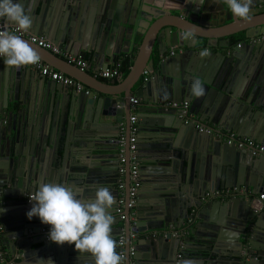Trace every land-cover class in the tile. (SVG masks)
Instances as JSON below:
<instances>
[{"label": "water", "instance_id": "water-1", "mask_svg": "<svg viewBox=\"0 0 264 264\" xmlns=\"http://www.w3.org/2000/svg\"><path fill=\"white\" fill-rule=\"evenodd\" d=\"M16 2L30 12L27 33L45 36L102 70L121 55L134 58L114 86L117 91L107 92L99 88L106 84L88 72L24 39L40 58L91 88L89 94L34 77L27 66L0 64V222L2 234L16 238L14 247L28 256V234L45 226L38 217L27 218L33 202L25 195L52 182L81 189L85 198L94 197L97 187L109 188L116 199L113 239L123 227L127 249L142 240L148 252L139 255L133 247L127 257L136 264H175L178 254L193 264H264V211L256 201L264 193V156L213 141L193 124H183L180 111L163 106L188 102L199 122L264 145V41H249L264 33V0H253L246 22L224 0ZM166 13L174 19L168 20ZM0 24L10 23L0 18ZM188 33L191 37L183 39ZM239 33V46L222 53ZM172 48L176 52L167 55ZM205 50L209 54L202 57ZM144 69L151 79L140 86ZM193 80L205 89L202 96L191 93ZM131 96L138 102L134 142L146 164L142 175L147 178L141 183H149L136 195L134 225L127 210V218L119 219L116 191L117 125L127 124ZM70 160L78 166L66 171ZM232 187L242 188L245 196L204 199L206 192ZM170 226L177 230L174 237L165 233ZM155 229L160 235H149ZM133 232L136 236L130 239ZM39 235L37 253L45 259L29 264H95L74 245L48 244Z\"/></svg>", "mask_w": 264, "mask_h": 264}, {"label": "clouds", "instance_id": "clouds-1", "mask_svg": "<svg viewBox=\"0 0 264 264\" xmlns=\"http://www.w3.org/2000/svg\"><path fill=\"white\" fill-rule=\"evenodd\" d=\"M232 14L243 21L250 19L253 0H224ZM0 18L12 24L18 31H28L32 26L30 12L16 0H0ZM191 33L184 35L189 39ZM207 51L201 56H207ZM0 57H6L5 63L13 68L37 64L38 54L19 35L0 32ZM191 93L202 96L205 92L199 80H193ZM234 188V187H232ZM94 197L83 196V190L60 183H43L39 190L29 196L31 209L26 213L31 220L38 217L41 223L49 225L48 239L57 245H74L80 255L88 253L95 264H121L122 256L116 251L113 239L111 214L116 199L109 188L97 187ZM262 212V211H261ZM180 255V254H179ZM181 264H193L191 260H182Z\"/></svg>", "mask_w": 264, "mask_h": 264}, {"label": "built area", "instance_id": "built-area-1", "mask_svg": "<svg viewBox=\"0 0 264 264\" xmlns=\"http://www.w3.org/2000/svg\"><path fill=\"white\" fill-rule=\"evenodd\" d=\"M0 32H7L9 34L19 35L21 38L27 40L28 42L47 50L54 54L55 56L64 60L67 64L73 65L81 71L89 72L91 66L84 60L80 55L70 54L63 48L55 46L51 42H48L42 37L27 33L26 31H18L11 24H0ZM250 42L264 41V33L258 37L252 38ZM239 46L238 44H236ZM207 51V50H205ZM176 52L175 48L168 51L167 55H173ZM208 52V51H207ZM230 51H227L229 53ZM123 56L117 59L112 66L105 70L98 69L91 72L93 78L98 80H105L109 82L118 81L123 79L122 75V64L126 59ZM163 58V56H161ZM6 57H0V63L5 62ZM27 67L35 72L36 74L48 79L55 81L71 90L75 93L89 94L91 90L83 85L81 82L60 73L50 66L45 64L43 61L39 60L37 64L27 65ZM151 79V72L148 69H144L141 73L140 86H143ZM130 116L128 118L127 124L122 121L118 124V138H117V181H116V191H117V204H118V216L121 221L125 220L127 217L125 215V210L128 212V220L131 225L135 223L134 206L136 203V195L141 187L140 174H139V161L137 156V150L135 146V135L137 134L136 127V116L135 110L138 104L134 96L128 98ZM123 104V103H122ZM164 108H172L180 111V117L183 119V124L190 125L193 124L195 129L199 134H204L209 136L213 141H218L224 143L228 146H234L237 149H245L251 153L252 156L259 157L264 156V145L259 144L249 138L240 137L232 132L224 131L218 126L207 125L198 121V117L189 110V104L187 102L180 103H164ZM246 192L243 189L237 190L236 188H223L212 190L204 194V199L209 200H224L226 198H231L237 195L245 196ZM31 195V194H30ZM30 195H25L27 202H31L29 199ZM256 201L260 211H264V193L258 194ZM194 211H191V215ZM50 231V226L46 225L40 229V234H42L47 243H53L48 239V233ZM174 237L177 234V230L174 227H169V231ZM167 232V233H168ZM2 233L3 225L0 222V264H17L18 255L10 258L8 253L2 244ZM136 233H130L129 238L134 239ZM124 228L121 227V235L116 238V251L122 256L121 264H136L130 257L134 253L132 246L127 249L124 239ZM182 248V247H181ZM179 255V254H178Z\"/></svg>", "mask_w": 264, "mask_h": 264}, {"label": "crops", "instance_id": "crops-1", "mask_svg": "<svg viewBox=\"0 0 264 264\" xmlns=\"http://www.w3.org/2000/svg\"><path fill=\"white\" fill-rule=\"evenodd\" d=\"M169 8H171V6H169ZM263 15V14H262ZM166 17L168 18V20H170V21H172L174 18L173 17H171L170 15H168V13H166ZM198 28H196V30H197ZM34 35V34H33ZM243 35V33H239L237 36H235L234 38H239L240 36H242ZM40 37H42V38H44L45 40H47L48 42H51L52 43V41L50 40V39H48L47 37H45V36H40ZM241 38H239L238 40L239 41H237V43L238 42H240L241 40H240ZM235 40V39H234ZM140 42V41H139ZM236 43V44H237ZM52 44H54V43H52ZM236 44L234 45L233 44V42H231V45L228 47V48H222V49H220V51H222V53H224L225 55H228V53H227V51H230V53H231V48L232 47H234V46H236ZM55 46H57L56 44H54ZM139 46V43H137V44H135L134 45V48H135V50L137 49V47ZM37 49V48H36ZM132 50H134V49H132ZM40 51V50H39ZM217 50H213V52H216ZM229 53V54H230ZM124 55H121L119 58H121V57H123ZM50 58H52L51 56H49ZM128 59H132L133 60V55H131V54H129L128 56H126ZM118 58V59H119ZM40 60L41 61H43L45 64H47L48 66H50L52 69H54V70H56V71H58V72H60V73H63V74H65L64 72H63V70H59V69H57V68H55V64H54V62H52V61H50V60H48V59H43L42 57L40 58ZM45 60V61H44ZM84 60H86L88 63H89V65L91 66V70L88 72L89 74H91V72L92 71H94V70H98V69H100V65H97V64H95V63H93V62H91L90 60H88L87 58H85ZM3 63V62H2ZM1 64V63H0ZM112 66V64H110L109 65V68ZM30 70V69H29ZM31 71V70H30ZM31 72H33V71H31ZM33 74H34V77H35V75H36V77H38V76H40V75H38V74H36L35 72H33ZM65 75H67V74H65ZM101 81V83H105L106 84V86H101V87H99V88H101L102 90H104V91H107V92H116L117 91V87H114V86H116V85H118V81H115V83H113V82H109V81H105V80H100ZM140 82H141V76H140V78H139V81H138V83H137V85H140ZM102 85H104V84H102ZM89 88V87H88ZM91 89V88H90ZM69 91H72V90H69ZM188 103V102H187ZM189 104V103H188ZM131 113V112H130ZM135 115H136V113H135ZM197 117H199V115H197ZM120 123V122H119ZM118 123V124H119ZM204 124H207V125H213V124H211V123H208V122H204ZM214 126H217V125H214ZM117 128H118V125H117ZM116 133H117V131H116ZM119 135V134H118ZM110 143H114L113 142V140L111 141V140H108ZM137 156H138V161H139V174H140V181H143L144 180V178L146 179L147 177H145V176H143L142 175V172L144 171L143 170V167L146 165V164H142L141 163V161L143 160V159H141L140 158V152H139V154H138V152H137ZM48 159L49 160H51V156H49L48 157ZM66 164V163H65ZM38 165H40V164H37V167H36V171H40L39 170V167H38ZM66 171L68 170V169H70L71 171H73L72 169H75L74 167H76V166H78V164H76L75 163V161H73V160H70V161H67V164H66ZM50 167V166H49ZM49 167H48V170H49ZM50 170H51V167H50ZM81 171H84V170H81ZM44 172H45V169H44ZM69 174H72L71 172H68ZM77 175H79V173H73V176H77ZM149 183L148 182H146V183H144L143 182V184L141 183V187H142V185H144V186H147ZM149 186V185H148ZM240 189H242V188H240ZM148 191H150V189L148 190ZM139 195L141 194V191L139 190L138 192H137ZM226 200H228V198H226V199H224L223 201H226ZM121 225V223L120 224H118L116 227L117 228H119V226ZM165 230V229H164ZM169 231V227L166 229V231H165V233H167ZM40 234V232L39 233H37V231H32L31 233H29L28 234V239H26V242H29L30 243V249H27V248H24V249H27L28 250V256H24L22 253H21V250L20 249H18V248H16V246L14 247V243L16 244V242H17V240H16V238H13V239H11V240H9L8 238H6V235L5 234H2V244H3V247H4V249L6 250V252L8 253V256L10 257V258H12L13 256H15V255H18L19 257H18V259H17V264H29L30 263V261H33L34 260V262L35 261H37V260H40V258L41 259H45V255L43 254V253H37V249L40 247V246H42V243L40 242V239H41V236L39 235ZM149 235H151V236H153V237H156V236H158V235H160V233H159V229H155V230H153V231H150L149 232ZM40 238V239H39ZM139 243L140 244H137V242H136V244H133L134 246H132V244H131V246L132 247H135L136 248V254H139V255H143V256H145L148 252L146 251V247L142 244L143 242H142V240H140L139 241ZM48 244H50V243H48ZM149 255V254H148ZM150 256V255H149ZM37 258H39V259H37ZM181 255H176V257H175V260H176V262H175V264H180V262H181ZM187 260V259H186ZM146 263H148V264H151V262H146Z\"/></svg>", "mask_w": 264, "mask_h": 264}, {"label": "trees", "instance_id": "trees-1", "mask_svg": "<svg viewBox=\"0 0 264 264\" xmlns=\"http://www.w3.org/2000/svg\"><path fill=\"white\" fill-rule=\"evenodd\" d=\"M239 38H240V37H239ZM239 38H237V39L235 38V40H234V39L232 40V42H233L234 45L237 43V41H239V40H238ZM240 40H241V39H240ZM131 64H132V59H128V58H126V59L123 61V64H122V70H121V71H122L123 78L127 75L128 70H129ZM113 83H115V81H114Z\"/></svg>", "mask_w": 264, "mask_h": 264}, {"label": "flooded vegetation", "instance_id": "flooded-vegetation-1", "mask_svg": "<svg viewBox=\"0 0 264 264\" xmlns=\"http://www.w3.org/2000/svg\"><path fill=\"white\" fill-rule=\"evenodd\" d=\"M136 204V203H135ZM135 207V206H134ZM133 211H134V214H135V209H133ZM135 216V215H134ZM136 218V217H135Z\"/></svg>", "mask_w": 264, "mask_h": 264}]
</instances>
